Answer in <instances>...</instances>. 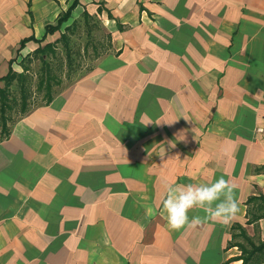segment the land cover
<instances>
[{
  "label": "crops",
  "instance_id": "crops-1",
  "mask_svg": "<svg viewBox=\"0 0 264 264\" xmlns=\"http://www.w3.org/2000/svg\"><path fill=\"white\" fill-rule=\"evenodd\" d=\"M72 3L108 48L0 139V264H241L234 227L264 240V0H0V77ZM221 176L235 218L171 230L166 185Z\"/></svg>",
  "mask_w": 264,
  "mask_h": 264
},
{
  "label": "rangeland",
  "instance_id": "rangeland-1",
  "mask_svg": "<svg viewBox=\"0 0 264 264\" xmlns=\"http://www.w3.org/2000/svg\"><path fill=\"white\" fill-rule=\"evenodd\" d=\"M75 17V18H73ZM67 27V28H66ZM70 29V30H69ZM68 39L67 47L62 41L52 42L53 52L44 53L43 58L50 62V74H57L61 83L52 84L53 95L69 84L74 78L85 72L95 60L96 56L107 50L108 37L107 32L95 18H84L82 14L70 17L62 22L59 30ZM58 36V34H56ZM56 36V37H57ZM71 55V63L67 62L66 54ZM31 53L30 56L23 58L21 67H27V101L28 108L40 105L44 101L45 88L37 89L39 79L47 70L42 62ZM61 63V65H60ZM3 82H0V87ZM21 92L13 82L9 87V97L11 98L12 108L5 111L7 126L17 120L22 113L20 112ZM0 137H1V119H0ZM247 233V232H246ZM251 237V236H250ZM254 242H258L257 236H252ZM241 241V238H235V241Z\"/></svg>",
  "mask_w": 264,
  "mask_h": 264
},
{
  "label": "trees",
  "instance_id": "trees-1",
  "mask_svg": "<svg viewBox=\"0 0 264 264\" xmlns=\"http://www.w3.org/2000/svg\"><path fill=\"white\" fill-rule=\"evenodd\" d=\"M74 7H75V3H72L67 8L66 11H64L63 13H61L57 17L54 25H46V33L53 32V31H59L62 22L66 21L70 17L71 11L73 10ZM82 15L84 16L85 19L86 18H92L86 12H83ZM107 37L109 39L108 33H107ZM31 38H33V37H31ZM44 38L45 37H43L41 39V42L44 41ZM24 41H26V39L21 41V42L23 43ZM58 41H62L63 44L67 47L68 39L66 38L64 33L62 34L60 31H59V35L55 38L53 43L58 42ZM53 43L47 42V43H44L43 45H39L37 48H35L31 52V53H34L33 55L35 57H37L42 62L43 66L47 69L44 72V75L39 79L38 86H37V89H40L42 87L45 88V92H44V96H43L44 97L43 103H48L53 96L51 85L61 83L60 78L57 74H50V72H51L49 70L51 68L50 62L46 61L43 58L44 53L46 54V52H53ZM31 53H28L26 56H30ZM98 56H96V57H98ZM23 58L24 57H22V60L20 61L21 63L23 61ZM70 58H71V55L69 53H67L66 59H67L68 63H71ZM60 65H61V63H60ZM90 67L88 69H90ZM26 71H27L26 66L21 67V71H15L11 68L6 75L0 77V82H3V86L0 87V119H1V137H0V139H2L8 135V133L10 131V127H11L12 123L14 122V121L11 122V125L7 126L6 117L4 114L6 110H8V109L10 110L12 108V105L10 102L11 98L9 97V87L11 86V84L13 82H16V85L21 92L20 112L23 115L25 112H27L29 110L28 101H27L28 94H27V89H26L27 88L28 75H27ZM257 201L259 203L255 207V210H257V211H255V213L259 212V214L253 215L254 218L252 220H256L257 218L264 216V197L261 194L251 196L248 200V203L257 202ZM252 220L249 219L248 222H250ZM234 228H238L239 232L238 233L233 232L232 233L233 238H238V237L241 238V241L240 240L239 241H235V240L232 241V245L237 246L238 249L240 250V255L237 256L236 258L241 260V264H264V240H259L258 242H254L252 237L247 235L246 231L240 225H236Z\"/></svg>",
  "mask_w": 264,
  "mask_h": 264
},
{
  "label": "clouds",
  "instance_id": "clouds-1",
  "mask_svg": "<svg viewBox=\"0 0 264 264\" xmlns=\"http://www.w3.org/2000/svg\"><path fill=\"white\" fill-rule=\"evenodd\" d=\"M167 144L169 150L176 147L174 141H167ZM157 154L161 158L165 156L163 144ZM236 187L235 183L223 176L211 183L167 184L162 207L168 227L180 231L185 227L198 226L205 220L228 225L240 211ZM193 209L202 210L204 217H190L189 213Z\"/></svg>",
  "mask_w": 264,
  "mask_h": 264
}]
</instances>
